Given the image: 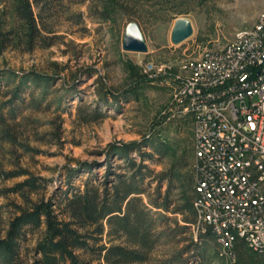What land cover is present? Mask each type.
Returning <instances> with one entry per match:
<instances>
[{"label":"rangeland","instance_id":"1","mask_svg":"<svg viewBox=\"0 0 264 264\" xmlns=\"http://www.w3.org/2000/svg\"><path fill=\"white\" fill-rule=\"evenodd\" d=\"M13 4L0 0V31L11 32L6 48L0 42V108L15 116L4 110L8 119L0 127V237L17 207L24 206L22 194L13 191L16 185L39 178L40 188L29 197L47 199L66 190L70 169L82 172L84 181L87 166L95 181L104 183L123 165L108 155L113 147L142 146L155 134L171 149L144 162L152 176L180 157L192 168L191 122L175 107L174 79L184 62L221 49L264 10V0H64L52 2L45 30L31 38ZM178 18L189 19L193 31L174 45L170 34ZM132 21L140 28L145 53L121 48ZM141 151L151 153L146 146ZM151 181L154 189L157 182ZM190 230L194 239L196 231ZM40 235L38 230L28 236L20 264L31 261ZM184 245L161 248L157 256L166 258ZM207 256L209 264H225L210 247Z\"/></svg>","mask_w":264,"mask_h":264},{"label":"trees","instance_id":"2","mask_svg":"<svg viewBox=\"0 0 264 264\" xmlns=\"http://www.w3.org/2000/svg\"><path fill=\"white\" fill-rule=\"evenodd\" d=\"M62 1L14 0L13 7L32 38L40 37L45 30L44 21L52 2ZM10 34L0 31L3 48L10 44ZM4 110L9 118L15 117L11 110L0 108V127L8 119ZM144 146L151 153L141 151ZM170 149L155 134L144 139L142 146L129 143L113 147L108 155L122 160L123 165L115 167L118 171H110L112 177L99 184L90 174L91 166H87L83 172L89 176L82 181V172L70 169L66 190L47 199L29 197L40 188L39 178H28L16 185L13 191L22 194L24 206L17 207V214L0 237V264H20L28 236L38 230L41 235L28 264H188L193 259L198 264H209V247L220 254L213 229L207 226L205 232L197 231L196 240L188 237L196 223L193 168L180 157L167 171L152 176L153 171L144 163L154 160L153 153L165 157ZM121 168L129 175L120 173ZM153 179L157 184L151 189ZM76 180L81 183L77 185ZM164 185L166 189L162 191ZM24 190L26 194L22 193ZM177 190L180 193L174 199ZM179 243L185 245L168 257L157 256L161 248ZM232 254L233 264H264V254L250 249L241 238H236Z\"/></svg>","mask_w":264,"mask_h":264},{"label":"built area","instance_id":"3","mask_svg":"<svg viewBox=\"0 0 264 264\" xmlns=\"http://www.w3.org/2000/svg\"><path fill=\"white\" fill-rule=\"evenodd\" d=\"M180 70L174 100L191 122V229H213L225 264L235 260L236 238L264 254V10L224 47Z\"/></svg>","mask_w":264,"mask_h":264},{"label":"water","instance_id":"4","mask_svg":"<svg viewBox=\"0 0 264 264\" xmlns=\"http://www.w3.org/2000/svg\"><path fill=\"white\" fill-rule=\"evenodd\" d=\"M192 25L187 18H178L175 20L170 34V41L174 45H178L188 39L192 35ZM122 50L126 52L145 53L147 51L146 44L142 37L140 28L136 22L127 24L123 40Z\"/></svg>","mask_w":264,"mask_h":264}]
</instances>
